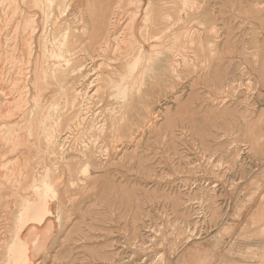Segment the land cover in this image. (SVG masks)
<instances>
[{
	"label": "rangeland",
	"instance_id": "obj_1",
	"mask_svg": "<svg viewBox=\"0 0 264 264\" xmlns=\"http://www.w3.org/2000/svg\"><path fill=\"white\" fill-rule=\"evenodd\" d=\"M204 1L185 15L193 34L186 50H179L183 38L167 42L174 46L176 71L166 67L136 71L127 96H118L111 87L108 66L98 70L105 80L95 93L97 83L91 81L98 71L79 54L72 63L84 61L88 66L82 73L80 68L75 71L79 84L75 101L59 94L54 98L60 73L43 83V104L54 100L60 108L51 112L50 124L57 118L63 122L58 155L78 160L71 181L65 162L33 151L29 172H40L58 160L56 173L61 176L48 188L4 180L0 204L9 202L10 207L0 206V238L10 240L20 221L21 196L41 192L62 201V205L52 202L53 214L44 224L30 223L22 231V238H28L29 228L37 225L29 242L38 251L29 264H264V0ZM65 3L40 0L43 5L54 4L45 25L47 34L50 39L60 36L68 18L71 43L84 42L95 53L104 41L109 8L116 0H72L68 17L60 13ZM12 4L19 7L15 15ZM35 4L36 0H0V24L8 11L12 18L8 29L19 22L21 41L30 34L27 21L34 17L39 28L34 59L44 26L42 10ZM127 9L119 28L127 21ZM85 20L90 27L86 39ZM15 34L8 32L10 40L2 36L1 54L11 51ZM165 52L166 48L156 56L163 64ZM15 57L23 54L17 51ZM10 64H5L6 72ZM52 66L53 61L47 65ZM148 72L153 77L145 79ZM28 76L29 81L24 76L16 88L8 81L1 83L0 115L7 106L13 114L0 118V124L10 123L7 128L0 125V174L6 172L7 158L19 153L11 152L14 144L3 143H14L12 128L21 113L14 101L17 90H28L26 109L33 105V71ZM16 77L14 72L9 78ZM70 119L77 124L65 132ZM101 125L105 132L99 137ZM122 133L124 144L116 146ZM46 144L43 135L40 141L30 137L33 149L43 150ZM87 147L95 151L93 164L80 157ZM49 222L52 228L46 235ZM5 262L21 264L8 245L0 249V264Z\"/></svg>",
	"mask_w": 264,
	"mask_h": 264
},
{
	"label": "bare ground",
	"instance_id": "obj_2",
	"mask_svg": "<svg viewBox=\"0 0 264 264\" xmlns=\"http://www.w3.org/2000/svg\"><path fill=\"white\" fill-rule=\"evenodd\" d=\"M48 1L51 3L53 0ZM71 1L72 0H66V3L60 6V13L62 16L68 17L70 10L74 6V4L70 3ZM203 2L205 1L148 0L146 2V0H116V4L109 8L110 13L108 15V23L104 30V41L94 53L89 50V46H87L84 42L78 45H73L71 43L72 25L68 18H65L66 27L62 31L61 35L54 36L50 39L45 25L50 16V9L54 4L43 5L40 4V0H36L37 4L35 5L41 8L44 15V26L42 34L38 40L39 53L35 59L34 57L37 49L36 35L39 28L35 25L34 17H31L27 21L30 34L23 37L21 41L18 39V31L20 29L19 22L16 23L9 31L8 26L10 25L12 18L9 16L10 13L5 11L6 14L4 13V16L1 18L0 24V46L3 35L6 36V39L10 40L11 38L8 35V32L14 31L16 34L14 35L13 41L10 43V46L13 45L11 51L6 50L2 52V54L0 52V64H4L3 67L0 65V91L4 90L1 85L4 81L10 82L15 88L23 80L24 76V81L28 82L29 76L26 77L27 73L33 71L34 81L32 82V86L34 94L32 96L33 105L31 109H26L30 98L28 90H17L18 95L14 98V101L19 103V111H21L19 119L16 121V126L13 128L11 127L12 131L16 132L14 143L10 141L3 143L9 147H12V144H14L15 148L11 152L18 151L19 153L12 158H7L4 169L6 172L4 171L0 174V192H2L4 180L18 184L23 181H28L29 186L31 187L36 186L39 188V185L41 184L48 188L51 186V181L53 179L61 176L56 173V171L60 168L57 164L58 160L54 162L53 166L44 165L40 172H29L28 168L33 159L30 155L33 151L35 153H49L52 157L55 156L57 159L65 162V165L68 168V177L71 181H74L72 166L78 159L69 161L68 157L64 153H62V155H58V150L62 147V143L60 141L63 136V122H61V119L57 118L56 123L50 124L51 112L59 111V103L54 102L53 100L49 102V105L47 106L43 104V99L46 95L43 92L44 88L42 85L44 82H47L48 77L58 78V73L63 76L58 80V89L54 98L57 94H59L61 96L70 97L73 101H75L79 96V84L75 77V71L80 68L82 73L83 70L87 71L86 69L88 66V63H85L84 61H79L75 64L72 63L73 56L78 54L80 57L89 61V64L92 66V70L94 69L98 71L101 66L109 67L110 72L107 74V78L109 83H112L111 87L118 91V96L126 95L130 81L133 80L134 74L142 68H149L148 70L153 68L155 70L160 69L161 67H166L174 72L177 69L178 63L172 59L173 53L171 52H173L174 46H169L167 42H169L171 38H183L184 43L179 50L183 52L186 50V43L191 39L193 34L191 29L187 28L185 15L189 16V12L194 7L198 9L201 8V4ZM10 7L11 10H13L12 15H15L19 7H17V5H10ZM125 7H128L127 21L122 28H119V20ZM176 28H180V30H177ZM82 32L85 35V39L90 34V27L86 20ZM5 46L7 47L8 45L6 44ZM165 48L167 58L163 64L156 56L163 53ZM17 51L19 54H23L22 58L18 59L15 57V53ZM51 61H53V66L49 69L47 65H49ZM62 62L65 68H61ZM7 63H11L12 66L6 72L5 64ZM33 64L34 68L32 70ZM123 70L125 73L122 72ZM14 72L17 73L18 77H16L15 80H11L9 77L11 76V73ZM150 72H152V70ZM150 72H148V76H146L145 79L152 76ZM88 73H90V70ZM97 73V77L91 81L92 84L94 82L97 83L95 93L99 92L100 89L103 88L101 84L98 83L105 80L102 77L101 72L98 71ZM115 73L118 74V79L117 76L114 75ZM83 77L85 78V76ZM145 79L143 78V80ZM142 82L144 83V81ZM26 86L27 84L25 87ZM138 90L137 92L139 93ZM12 114L13 112H11V109L7 106L6 108H3L0 118L5 116L12 117ZM85 117L86 116H84V118ZM72 120L73 119H70L65 122V132L72 130L73 125L77 124V121ZM9 124L10 123L4 122L0 125L2 128H7ZM92 127L93 125H91L90 129H92ZM125 128H123V130ZM104 132L105 126L101 125V127L98 128V136L100 137L104 134ZM42 135L45 136L47 140L45 149L42 150L40 147H35L33 149L32 146H30V137L36 136L40 141ZM98 136L96 135V140L98 139ZM124 136V133L120 134V136L118 135L117 141L119 143L116 146H123L124 143L120 140ZM80 138H83V136H80ZM5 155L6 154L1 156L3 157ZM80 157L88 159V162L91 164L95 163V151L90 147L85 148ZM24 190H26L25 187ZM54 192L57 194L58 191L55 190ZM56 196L57 195L51 198L47 194H43L41 192L37 196H21V198H19L20 207L17 211L20 213V218L17 215L20 221L15 225V228L13 229L14 231H12V236H10V240H8V237L0 238V249L8 245V248L13 251L17 262H21V264H29L32 260V255L30 253L27 239L32 235V231L29 232L28 238L26 239L22 238L21 233L28 226V224H41L49 216H51L53 214V209L51 208L53 201L57 200V202L62 205L61 199ZM0 206L8 209L10 207V203L5 202L0 204ZM51 228L52 223L46 231L47 234L50 232Z\"/></svg>",
	"mask_w": 264,
	"mask_h": 264
},
{
	"label": "crops",
	"instance_id": "obj_3",
	"mask_svg": "<svg viewBox=\"0 0 264 264\" xmlns=\"http://www.w3.org/2000/svg\"><path fill=\"white\" fill-rule=\"evenodd\" d=\"M46 220H47V219H46ZM46 220H45L43 223L38 224V225H42V224H44V223L46 222ZM50 224H51V222H49V223L46 225V227H45V231H44L43 233H46L47 229H49ZM32 227H33V228H32ZM34 229H36L35 231L37 232V225H36V226H31V227L29 228L28 231H29V232H30V231L33 232ZM28 235H29V234H28ZM32 235H33V234H32ZM32 235H31L29 238H31ZM26 238H27V235H26L25 239H26ZM29 238L27 239V241H28V243H29L30 253H31V255L33 256V255H35V253H37L38 248H37V247H34V246L31 245V243H30L31 241L29 242Z\"/></svg>",
	"mask_w": 264,
	"mask_h": 264
}]
</instances>
